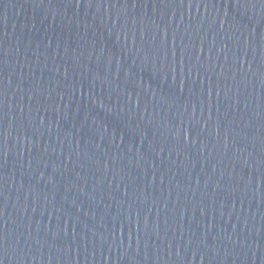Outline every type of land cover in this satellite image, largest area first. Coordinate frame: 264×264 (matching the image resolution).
Instances as JSON below:
<instances>
[{"label":"water","instance_id":"water-1","mask_svg":"<svg viewBox=\"0 0 264 264\" xmlns=\"http://www.w3.org/2000/svg\"><path fill=\"white\" fill-rule=\"evenodd\" d=\"M0 264H264V0H0Z\"/></svg>","mask_w":264,"mask_h":264},{"label":"snow or ice","instance_id":"snow-or-ice-1","mask_svg":"<svg viewBox=\"0 0 264 264\" xmlns=\"http://www.w3.org/2000/svg\"><path fill=\"white\" fill-rule=\"evenodd\" d=\"M77 2H79V0H77Z\"/></svg>","mask_w":264,"mask_h":264}]
</instances>
